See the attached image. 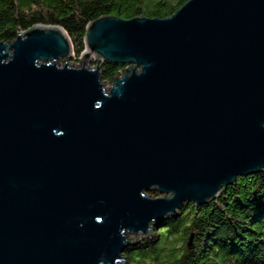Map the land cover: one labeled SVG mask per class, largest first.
I'll list each match as a JSON object with an SVG mask.
<instances>
[{"label": "water", "instance_id": "95a60500", "mask_svg": "<svg viewBox=\"0 0 264 264\" xmlns=\"http://www.w3.org/2000/svg\"><path fill=\"white\" fill-rule=\"evenodd\" d=\"M85 46L95 67L60 25L0 40V264H130L155 224L264 170V0L103 15ZM101 62L126 66L108 89Z\"/></svg>", "mask_w": 264, "mask_h": 264}, {"label": "trees", "instance_id": "16d2710c", "mask_svg": "<svg viewBox=\"0 0 264 264\" xmlns=\"http://www.w3.org/2000/svg\"><path fill=\"white\" fill-rule=\"evenodd\" d=\"M186 1L0 0V40L13 41L36 24L60 25L72 40L76 60L95 67L97 60L81 59L91 21L103 15L164 18ZM125 67L101 62L103 81L111 84ZM134 241L124 252L130 264H264V170L238 177L203 205L185 203Z\"/></svg>", "mask_w": 264, "mask_h": 264}, {"label": "rangeland", "instance_id": "374dc122", "mask_svg": "<svg viewBox=\"0 0 264 264\" xmlns=\"http://www.w3.org/2000/svg\"><path fill=\"white\" fill-rule=\"evenodd\" d=\"M88 60V59H87ZM89 61H90V59H89ZM64 60H59L58 61V63L62 66L64 63ZM69 64L71 65V66H75V67H77V66H82V61H77L76 60V56L73 58V59H70L69 60ZM91 66L89 63H88V61H86V66ZM112 85V83L110 84V83H107V89L110 87ZM150 192V191H149ZM149 192H148V194H149ZM155 192H157L158 193V191L156 190ZM158 194H160V193H158ZM129 236H128V238H130V237H132V236H134L135 235V233H129L128 234Z\"/></svg>", "mask_w": 264, "mask_h": 264}]
</instances>
